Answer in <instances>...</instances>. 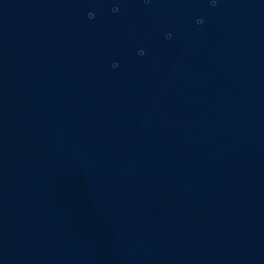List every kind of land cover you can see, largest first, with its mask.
<instances>
[{"label": "water", "instance_id": "1", "mask_svg": "<svg viewBox=\"0 0 264 264\" xmlns=\"http://www.w3.org/2000/svg\"><path fill=\"white\" fill-rule=\"evenodd\" d=\"M0 264H264V0H0Z\"/></svg>", "mask_w": 264, "mask_h": 264}, {"label": "clouds", "instance_id": "2", "mask_svg": "<svg viewBox=\"0 0 264 264\" xmlns=\"http://www.w3.org/2000/svg\"><path fill=\"white\" fill-rule=\"evenodd\" d=\"M213 3H215V0H213Z\"/></svg>", "mask_w": 264, "mask_h": 264}]
</instances>
